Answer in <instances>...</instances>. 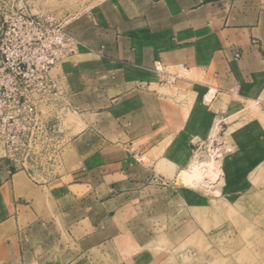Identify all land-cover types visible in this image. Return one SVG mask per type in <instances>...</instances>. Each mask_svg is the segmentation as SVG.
<instances>
[{
  "label": "crops",
  "instance_id": "1",
  "mask_svg": "<svg viewBox=\"0 0 264 264\" xmlns=\"http://www.w3.org/2000/svg\"><path fill=\"white\" fill-rule=\"evenodd\" d=\"M66 31L52 76L78 133L64 127L47 184L2 161L0 264H117L124 238L146 245L147 193L190 167L193 139L264 98V0H93Z\"/></svg>",
  "mask_w": 264,
  "mask_h": 264
},
{
  "label": "rangeland",
  "instance_id": "2",
  "mask_svg": "<svg viewBox=\"0 0 264 264\" xmlns=\"http://www.w3.org/2000/svg\"><path fill=\"white\" fill-rule=\"evenodd\" d=\"M25 1L66 29L93 0ZM263 104L261 98L229 108L211 122L207 138L193 139L190 167L171 177L172 186L147 193L155 201L142 207L146 245L124 238L117 264H264ZM77 123L69 113L64 127L75 135Z\"/></svg>",
  "mask_w": 264,
  "mask_h": 264
},
{
  "label": "built area",
  "instance_id": "3",
  "mask_svg": "<svg viewBox=\"0 0 264 264\" xmlns=\"http://www.w3.org/2000/svg\"><path fill=\"white\" fill-rule=\"evenodd\" d=\"M73 45L53 16L34 14L25 0H0V165L11 162L37 184L63 164L73 108L52 72Z\"/></svg>",
  "mask_w": 264,
  "mask_h": 264
},
{
  "label": "bare ground",
  "instance_id": "4",
  "mask_svg": "<svg viewBox=\"0 0 264 264\" xmlns=\"http://www.w3.org/2000/svg\"><path fill=\"white\" fill-rule=\"evenodd\" d=\"M211 93H212V92H211ZM208 94H209V93H208ZM211 95H212V94H211ZM211 95H209V97H210ZM212 96H213V95H212ZM207 97H208V96H207ZM206 99H207V98H206ZM206 99H205V100H206ZM209 99H210V98H209ZM207 101H208V100H207ZM195 169H196V166H193V167H192V170H195ZM198 171L200 172V169H199Z\"/></svg>",
  "mask_w": 264,
  "mask_h": 264
}]
</instances>
